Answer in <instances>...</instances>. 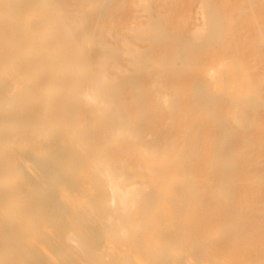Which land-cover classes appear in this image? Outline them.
<instances>
[{"label": "bare ground", "instance_id": "6f19581e", "mask_svg": "<svg viewBox=\"0 0 264 264\" xmlns=\"http://www.w3.org/2000/svg\"><path fill=\"white\" fill-rule=\"evenodd\" d=\"M84 1L0 0V264H135L137 252L145 264H264V157L253 155L264 73L250 94L238 86L244 45L264 41V22L246 43L239 23L254 0H237L228 19L200 0L191 33L137 0L147 22L120 24L114 44L91 19L116 13L115 0ZM223 43L239 52L217 58L220 72L178 84ZM157 45L161 73L145 70V88Z\"/></svg>", "mask_w": 264, "mask_h": 264}, {"label": "rangeland", "instance_id": "374dc122", "mask_svg": "<svg viewBox=\"0 0 264 264\" xmlns=\"http://www.w3.org/2000/svg\"><path fill=\"white\" fill-rule=\"evenodd\" d=\"M96 0H85L81 6L86 9L87 5L89 3H94ZM136 1L137 0H115L116 3V13L112 12L108 15H101V16H96L92 15L91 23L95 26L94 34L95 37L98 35V31L102 29V25L106 24L108 25L112 30L111 34L109 32L105 33V40L107 42H111L112 44L115 43V41H118V35L117 32L121 29L120 24L123 25H129L130 21H133L136 25L147 22V17L146 13L139 7H136ZM200 0H150V5L152 9L153 14H158L156 15V18L163 23L167 27V24L174 25L178 27L180 30L183 32L191 33L195 28L201 26L202 23V16L200 12ZM211 3H215L217 6L218 5H225L227 7V11H222L221 8L219 12L223 16V18L228 19V7H231L235 4H237V0H208ZM253 5V12L252 14L247 18V20H240V26L243 28V33L245 35L243 39H245V43L248 41L250 42L252 38L254 37V33H252L253 30H256V28L259 26L260 22H264V4L262 5L259 0H254L252 3ZM261 11H263L261 13ZM88 16V15H87ZM110 20V22L108 21ZM239 26V24H238ZM124 27V26H123ZM105 31V30H104ZM247 32V33H246ZM242 33V34H243ZM92 37V36H91ZM253 41V40H252ZM226 43V42H225ZM223 43L222 47H224L222 50H217V52H211V51H204L197 56V61L194 66L190 68V65H192L190 62V65L188 67V64L185 65V68H187L186 73L184 76L179 78V85L182 87H192L193 82H191L192 79L195 78H202L205 76V72L207 70H213L216 69L217 73L218 71H221V67H218V59H225L228 60L229 58H232L234 54H237L239 52L238 49L234 47H229ZM139 46L144 47L147 46V43L144 41H139L137 43ZM246 48L245 50V55L241 59L242 65H243V70L241 71L240 74V83L238 84L239 91H244L246 93L252 92V87L254 86L256 80L264 73V56L262 58L260 57V54H264V41L262 45H256L255 42L253 41L251 44L244 45ZM152 55L151 58L147 60V62L142 66L143 69V85L146 88L148 86V83L151 79V76H148L145 70L151 72L150 74H158L161 73V66L159 64V53L164 51V48L161 47L160 45L154 46L153 49L151 50ZM187 60L184 61V63ZM180 63V64H179ZM177 64V67H181V62ZM106 64V63H105ZM109 66V63H107ZM183 67V66H182ZM181 67V68H182ZM223 75V73L221 74ZM167 84L168 82H173V79H166ZM165 81V82H166ZM184 89V88H183ZM182 88L180 89L181 91L183 90ZM165 92H170L168 89H164ZM171 93V92H170ZM169 93V94H170ZM181 94L187 95V92H182ZM171 96V95H170ZM264 102V101H263ZM210 105H203L200 108H198L197 111V118L202 122L205 123L203 125H207L210 122V117L208 116V109L210 108ZM262 109L259 110L257 115L255 116L256 121H259L262 119L264 121V106H261ZM181 113L180 111L169 115L167 113H162L161 114V119L164 120L165 122H168L172 118L177 119V117H180ZM191 119V117H188ZM176 130V129H174ZM178 135L177 131L172 132V138L173 141L176 143V146L180 143L181 139ZM208 138L206 136L202 137V142L206 143L208 142ZM254 156H262L264 157V148H254L253 152ZM140 179V178H139ZM85 198V195L83 196ZM164 215V222H167V218L170 215H174V211L165 209L163 211ZM175 219H178V216H175ZM163 222V223H164ZM106 241V242H105ZM110 245V240L107 238L103 239L102 242V247L103 249L106 250L104 246ZM74 247L78 248V244L75 243ZM126 248V246H124ZM122 248V249H124ZM173 248V247H172ZM115 249H117V246H115ZM115 249L110 250L109 252H113ZM172 250H175L172 249ZM118 251V250H117ZM118 252H121L119 250ZM108 256V254H106ZM146 254L143 252H137L135 254V259L136 262L135 264H145ZM78 264H90L86 262L85 260L80 259L78 261ZM199 264H210L208 262L206 263H199Z\"/></svg>", "mask_w": 264, "mask_h": 264}]
</instances>
